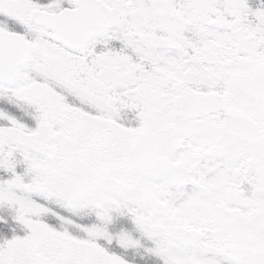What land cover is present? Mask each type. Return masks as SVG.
<instances>
[{"label": "snow or ice", "instance_id": "1", "mask_svg": "<svg viewBox=\"0 0 264 264\" xmlns=\"http://www.w3.org/2000/svg\"><path fill=\"white\" fill-rule=\"evenodd\" d=\"M0 264H264V0H0Z\"/></svg>", "mask_w": 264, "mask_h": 264}]
</instances>
